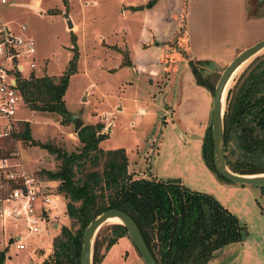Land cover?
<instances>
[{"label":"rangeland","instance_id":"1","mask_svg":"<svg viewBox=\"0 0 264 264\" xmlns=\"http://www.w3.org/2000/svg\"><path fill=\"white\" fill-rule=\"evenodd\" d=\"M173 1L42 0L40 7L44 10L40 13L39 7L30 5L32 0H0V17L7 21L15 32L33 36L35 52L20 56V61L25 66L24 74L28 73V64L32 60L35 62L33 70L38 75L46 73L59 76L69 70L63 96L68 116H79L82 124L107 121L110 127L107 135L100 141L101 147H123L138 170L136 173L132 172L137 176L152 172L163 179L176 177L190 188L213 193L220 201L226 202L236 210L234 212L246 227L245 238L255 233L257 224L262 222L261 226L264 223V220L261 221L264 215L262 189L254 184H225V180L207 165L202 153L203 136L208 125H205V116L197 112L193 117H184L183 109V115L177 116V106L173 115L165 113L164 102L172 97V91L165 95L168 85L173 88L170 84L172 82H168V78L163 75L167 67L158 66L152 53H149L150 66H140L139 73L130 61V56L139 50L137 44L149 36L148 29L151 24H146L147 19L145 21V17H142V10L151 8L156 15L160 12L156 18L158 27L166 25L170 33L175 16H181L185 23V9L179 14L180 10L172 7ZM248 4L249 16L256 15L259 18L250 22L249 28L245 27L241 31L234 29L232 35H219L213 41L208 39L211 35L208 38L204 34L193 35L192 48L190 53L188 52L191 57L184 51L179 57H166V63L169 62L173 67L177 65L179 68L178 71L169 70L170 75L178 79L176 92L179 93L182 85H186V75H194L192 62H195L203 74L216 72L244 48L241 47L243 43H248L251 39L254 43L264 36V0H249ZM61 6H67L65 11L59 9ZM198 6L201 7L200 4ZM68 11L72 19L74 16L79 20L81 28H67L64 13ZM133 11L136 15L131 18ZM215 13L217 14V11ZM150 20L153 21L152 16ZM183 26L179 24L178 31H181ZM200 36L202 37L199 39ZM204 45L210 47L201 49ZM199 51L202 53H198ZM261 51H264V47L258 50ZM145 53L142 52L140 57ZM128 55L129 62H122ZM250 59L236 70L234 77ZM152 65L162 69L161 75H157L154 81H150ZM140 106L145 110L141 115L138 114ZM180 118L186 122V130L189 129L188 126L193 128L188 140L178 132V127L184 128L182 124L179 126ZM25 120L29 122L31 136L35 140L49 141L68 151L79 146L73 120L64 121V116L58 112L32 109L23 100L10 118L0 114V127L8 121L13 124L9 134L0 137L13 143L9 160L13 165L11 168L22 166L56 202L54 206L46 207L47 218L41 221L36 232L29 231L24 218L4 223L0 220V249L6 252L5 264H40L51 252L53 236L61 225L69 223L65 198L55 190L57 181L47 179L39 173L42 168L57 169L59 159L45 146L32 144L21 137L12 140V132L22 129ZM188 141L192 144L191 151L186 146ZM133 169L134 167L130 171H134ZM244 209L249 211L243 216ZM123 239L107 250L102 264H145L136 255L128 237L124 236ZM19 244L23 246L20 247ZM215 252L216 250L213 254Z\"/></svg>","mask_w":264,"mask_h":264},{"label":"trees","instance_id":"2","mask_svg":"<svg viewBox=\"0 0 264 264\" xmlns=\"http://www.w3.org/2000/svg\"><path fill=\"white\" fill-rule=\"evenodd\" d=\"M191 68L197 82L213 95L220 70L203 74L195 62ZM68 72L54 76L31 70L20 75L23 100L32 109L58 112L64 121L73 120L63 98ZM223 114L228 166L237 172L264 171V51L256 53L235 75L226 91ZM104 128L102 121L79 126L75 130L79 146L71 151L35 140L27 120L22 129L12 132V140L21 137L45 146L59 159L57 169L42 168L39 173L57 181L55 190L65 198L69 223L61 225L53 236L51 252L40 264H80L85 228L97 214L112 207L132 216L158 264H204L223 244L244 238L245 224L213 193L190 188L176 177L135 175L138 170L130 171L123 147H101L100 141L107 135ZM2 139L0 158L10 156L13 150L12 141ZM212 147L210 121L203 136V156L220 178L234 182L216 170ZM13 185L0 168V195ZM258 186L264 193V184ZM124 236L141 257L126 226L114 221L102 224L95 233L91 264H102L107 250ZM5 258V250L0 249V264H5Z\"/></svg>","mask_w":264,"mask_h":264},{"label":"crops","instance_id":"3","mask_svg":"<svg viewBox=\"0 0 264 264\" xmlns=\"http://www.w3.org/2000/svg\"><path fill=\"white\" fill-rule=\"evenodd\" d=\"M41 3L42 0H32L30 5H33L34 7H39L41 13L44 10L43 7H40ZM248 3L249 0H174L172 3V7L176 8L177 10H180L179 14H181V11L185 9V23L183 22V18L181 19V16H175L172 20L174 22L171 23L170 27L171 33L167 30V27H165L166 25L161 28L158 27L156 18L158 17L157 15H159L160 12H157L156 15V12L151 8L142 10V17H145V21L147 19L146 24H151L148 29L149 36H147L146 40H141L140 43L137 44V48L139 50L138 52H136V54H133L131 56L128 55L127 58L122 62H129L130 56V61L132 65L137 69V73H139L140 66H143L145 64L150 66L149 53H152L153 59H155L156 63H158V66L162 67L163 65L167 67L166 73L163 75L168 78V82L169 80L172 82L170 84L173 88L168 85V89L165 94L168 95V92L170 93L172 91V97H170L169 100L167 99L164 102L166 106L165 113L169 112L171 113V115H173L176 111V106L179 109L175 112L177 116L185 114L183 115L184 117L188 115L193 117V114L201 112L202 115L205 116L206 125V123L208 124L211 121L213 108L212 103L214 95L211 94V92L206 86L201 83H197L194 75H186L185 80L182 78L186 85H182L179 93L176 92V83L179 84L177 82L178 79H176L174 76L172 77L169 73V70L174 69V71H178L179 68L177 65L173 67L169 64V62L166 63V57H170L171 55H173L174 57H179L182 51H184L186 55L189 56L190 49L192 48L191 36L193 35L195 36L198 34H204L206 38L211 35L208 39L213 41L219 35L223 37L232 35L234 29L241 31L245 29V27L249 28L250 22H253L259 18H257L256 15L255 17L249 16ZM69 4L71 5L70 2ZM199 4L201 7L198 6ZM66 7L63 8L61 6L59 7V9L65 11ZM216 11L217 14L215 13ZM68 14L73 24L71 29L76 30L78 28H81L79 20L77 18H74V16L72 19V15L69 13V11ZM131 14H134L131 15V18L136 15L135 11L131 12ZM150 16H152L153 21L150 20ZM201 19L203 21H201ZM165 21L166 23L169 22L167 21V19ZM179 24L184 25L181 31H178ZM234 26L236 28H234ZM251 29L253 28L251 27ZM201 37L202 36L198 38L200 39ZM250 42L253 43V40L251 39L248 43L245 44L243 43L241 47L247 46V44H249ZM206 46L210 47V45H204L201 47V49L205 48ZM241 47L238 48L240 49ZM140 49H142V52H146L144 54L145 57H140L142 53L140 52ZM166 52H168V55H166ZM198 53L201 54L202 51H199ZM127 54L128 53H126V55ZM189 57H191V54ZM230 59H232V56ZM160 62H162L161 65ZM223 68L224 67L220 68L219 70L221 71ZM161 73L162 69L159 70L157 66L152 65L150 81H154L157 75H161ZM182 109L184 110L183 114ZM143 113H145V110L143 107L140 106L138 108V114L141 115ZM180 120L179 126H181L182 124L184 128L180 127V129L178 127V132L184 138L187 137L186 140H188V136H191L190 132L193 131V128L187 125L189 129L186 130V122L182 118H180ZM100 121L104 122V127L106 125V128L104 129L107 133V130L109 129L110 125L107 121ZM175 125L177 126L178 124L175 123ZM188 142L189 143H187L186 146L187 149L191 151L192 144L190 143V141ZM128 159L129 169H131L132 167H134L135 169V165L133 164V161L132 159H130L129 155ZM146 175L159 177L158 175L155 176L152 172L151 174H142L140 176ZM225 184L230 183L225 181ZM223 203L232 211H236L229 204L227 205L226 202L223 201ZM242 211L244 216L249 211V209H244ZM263 220L264 215L262 216L261 221ZM261 223L262 222H260V224ZM260 224H257L254 234H250L249 236H246L245 238H242L239 241L229 242L227 244L222 245L220 248H217L213 256H211V258H209L204 264H264V223L261 226ZM257 228H259L258 232ZM141 260L143 259L141 258ZM136 261L137 263L139 262L137 259Z\"/></svg>","mask_w":264,"mask_h":264},{"label":"built area","instance_id":"4","mask_svg":"<svg viewBox=\"0 0 264 264\" xmlns=\"http://www.w3.org/2000/svg\"><path fill=\"white\" fill-rule=\"evenodd\" d=\"M6 0H1L5 2ZM35 52L33 36L15 32L0 17V114L10 118L23 101L18 87V78L24 74L25 66L20 61L24 53ZM35 62L28 64L30 72ZM13 129L12 121L0 127V137ZM11 155V154H10ZM10 156L0 158V168L5 169V177L15 182L4 195H0V220L17 221L24 218L30 232H36L40 223L47 218L46 207L54 206L55 200L42 190L36 178L22 166L11 168ZM20 247L23 244H19Z\"/></svg>","mask_w":264,"mask_h":264},{"label":"water","instance_id":"5","mask_svg":"<svg viewBox=\"0 0 264 264\" xmlns=\"http://www.w3.org/2000/svg\"><path fill=\"white\" fill-rule=\"evenodd\" d=\"M68 27H72V20L68 12L64 13ZM264 47V36L257 39L254 43L245 46L237 52L234 58L221 70L218 81L214 88L213 93V108L211 129L213 133V162L215 168L220 173H223L227 178L236 183L242 184H264V171L258 173H247L233 171L226 162L224 152L225 134L223 133V112L226 103V91L229 85L228 81L232 79L236 70L248 59ZM74 129L77 130L82 124V119L79 116L73 117ZM118 217L120 222L127 228L128 234L141 255L145 264H158L148 245L146 244L138 225L132 216L125 210L112 207L103 210L97 214L87 225L84 231L80 264H91L92 262V242L95 233L99 227L110 221V218Z\"/></svg>","mask_w":264,"mask_h":264},{"label":"bare ground","instance_id":"6","mask_svg":"<svg viewBox=\"0 0 264 264\" xmlns=\"http://www.w3.org/2000/svg\"><path fill=\"white\" fill-rule=\"evenodd\" d=\"M230 82H231V79L228 81V84L227 85H229ZM110 221H120V219L118 217H112V218H110Z\"/></svg>","mask_w":264,"mask_h":264}]
</instances>
